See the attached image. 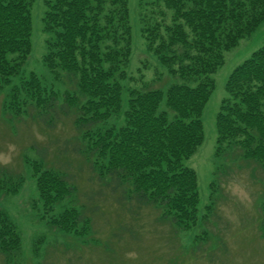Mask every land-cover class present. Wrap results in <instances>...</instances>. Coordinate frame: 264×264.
I'll return each instance as SVG.
<instances>
[{"label": "trees", "instance_id": "1", "mask_svg": "<svg viewBox=\"0 0 264 264\" xmlns=\"http://www.w3.org/2000/svg\"><path fill=\"white\" fill-rule=\"evenodd\" d=\"M33 2L0 0V88L12 86L5 109L49 126L60 115L71 116L76 150L105 186L112 183L126 202L151 206L160 220L190 229L199 191L196 170L186 161L204 140L203 109L215 87L210 74L224 51L264 21V0H140V31L171 80L165 88L128 87L126 106L121 92L130 53L128 0H43V61L64 84L61 97L33 73L20 84L12 80L31 50ZM159 4L170 10L169 23L165 11H159L161 20L148 12ZM225 91L215 116V168L203 221L215 211L220 174L250 163L264 173V43L233 69ZM112 116L122 123L109 124ZM42 162L32 165L43 205L75 202L77 187ZM20 184L0 177L2 193H14ZM260 207L264 231V200ZM80 209L63 210L49 226L85 233L91 218ZM12 222L0 207L2 264H18L21 252Z\"/></svg>", "mask_w": 264, "mask_h": 264}, {"label": "rangeland", "instance_id": "2", "mask_svg": "<svg viewBox=\"0 0 264 264\" xmlns=\"http://www.w3.org/2000/svg\"><path fill=\"white\" fill-rule=\"evenodd\" d=\"M127 5L131 36L127 78L122 83L123 106L127 104L128 87H143L148 83L150 87L165 88L171 80L167 68L148 49L140 31L144 16L140 0H128ZM43 6V0H34L31 50L23 69L12 80L20 84L18 79L28 80L29 73H33L47 91L57 90L61 97L65 86L61 80H55L43 61L48 50L42 30ZM161 10L166 12L164 22L169 23L170 10L162 4L150 6L148 12L161 20ZM263 43L264 21L251 34L239 39L235 47L224 51L222 63L210 74L215 87L203 109L204 140L186 161L196 170L199 191L197 222L187 230L169 220H160L159 210L151 206L138 208L133 201L126 202L120 198L119 190H112V183L105 186L76 150L71 116L60 115L51 126L31 116H17L5 109L12 86L3 85L0 88V177H11L13 182L21 184L10 194L0 189V207L21 237L18 264H264V231L260 226L264 173L253 167V163L250 168L234 166L225 175L220 174L215 211L203 221L215 168V116L226 96L225 85L233 69ZM108 121L117 126L122 123L121 118L114 116ZM40 159L47 168H55L77 187L75 202L65 199L51 207L43 205L32 165ZM72 207L91 218L85 233L64 232L49 226L51 218ZM77 228L82 227L77 225Z\"/></svg>", "mask_w": 264, "mask_h": 264}]
</instances>
